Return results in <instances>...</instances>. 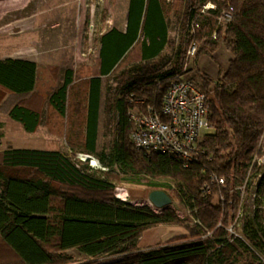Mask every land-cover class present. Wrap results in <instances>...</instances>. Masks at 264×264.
I'll list each match as a JSON object with an SVG mask.
<instances>
[{
    "label": "trees",
    "instance_id": "16d2710c",
    "mask_svg": "<svg viewBox=\"0 0 264 264\" xmlns=\"http://www.w3.org/2000/svg\"><path fill=\"white\" fill-rule=\"evenodd\" d=\"M186 3L193 31L188 43L200 44L196 57L212 59L220 48L232 55L216 79L198 71L212 130L202 137L196 161L185 168L175 158L135 148L130 140L128 112L151 107L160 114L168 86L185 75L186 58L179 52L168 70L149 64L169 44L173 5L129 0L126 31L111 28L100 36L97 70L80 82L75 104H70L72 70L47 98L53 112L68 120L69 130L75 128L68 134L70 146L94 157L104 170L60 150L2 152L0 264H71L70 250L91 259L87 264H264V211L259 205L252 211L242 197L249 179L256 178V197L264 199V163L258 161L264 152V0ZM207 3L214 8L203 10ZM222 12L230 19L221 24ZM132 53L139 64L115 90L107 152L99 147L104 79ZM38 76L35 62L0 59V101L3 92L9 94L1 107L28 134L42 122ZM115 181L173 193L197 222L196 230L185 241L140 250L145 231L180 221L170 207L156 213L117 199Z\"/></svg>",
    "mask_w": 264,
    "mask_h": 264
},
{
    "label": "rangeland",
    "instance_id": "374dc122",
    "mask_svg": "<svg viewBox=\"0 0 264 264\" xmlns=\"http://www.w3.org/2000/svg\"><path fill=\"white\" fill-rule=\"evenodd\" d=\"M166 3L173 5L168 17L169 44L161 55L149 64L159 70H168L174 67L176 54L180 52L184 53L183 56L186 58L183 67V70L186 71L185 75L190 74L195 82H199V71L216 79L219 73L226 70L232 55L224 48H220L212 59L206 56L197 58L200 44L188 43L189 35L193 32L190 31L191 26L187 24L190 7L187 6L186 0H166ZM208 4L214 6L213 3ZM124 5L125 0L0 1V59H30L37 63L39 86L36 97H42L39 110L43 111H41V125L34 134L30 135L24 132L19 124L12 121L1 107L9 98V94L3 92L0 101V123L2 124L0 160L2 152L8 149L60 150L78 161L83 159L84 155H88L82 152L81 148L78 150V148L70 146L67 140L68 134L70 131H72L71 134H74L75 128L69 130L68 120L58 117L53 112L48 106L47 98L49 93L51 94L61 85L65 71L72 70L74 81L70 104H75L74 101L78 100L77 92H80L79 88L82 87V85L79 86L80 82L85 81L87 75L95 74L99 38L109 27V24L105 22L106 18L114 15L110 12L111 7H118L117 12H120L124 10ZM221 15L219 19L222 24L228 19V14L222 12ZM120 17V13L116 14L117 21L120 20ZM193 44L196 45V54L188 56L187 52ZM138 64L136 56L132 53L130 59L124 60L111 76L104 79L99 147L107 152L111 148L115 123L112 110V104L116 97L115 90L129 78L130 71ZM258 161L264 163V152ZM87 164L90 165L89 160ZM94 167H98V165ZM96 170L102 171L99 168ZM16 172L23 176L30 174L29 170ZM114 185L113 193L117 199L132 205L148 206L158 213V210L151 206L148 200V194L153 189L146 184L137 185L115 181ZM256 185V178L249 179L247 187L243 190V202L245 203L247 200L252 211L258 205L264 211V199L256 197ZM169 193L173 200L170 208L176 212L180 222L149 229L142 234L143 239L139 242V249H148L171 242H182L189 239L191 230H196V221L183 209L175 195ZM68 255L73 258L71 264L91 262V259L76 251H71Z\"/></svg>",
    "mask_w": 264,
    "mask_h": 264
},
{
    "label": "built area",
    "instance_id": "2783aa9c",
    "mask_svg": "<svg viewBox=\"0 0 264 264\" xmlns=\"http://www.w3.org/2000/svg\"><path fill=\"white\" fill-rule=\"evenodd\" d=\"M210 8L214 6L208 3L203 6V10ZM229 19L230 16L226 21ZM195 54L196 45L193 44L187 55ZM197 82L190 74L173 81L163 96L160 114L151 107H135L128 112L132 123L130 140L135 148L175 158L185 168L196 161L202 137L212 130L208 119V100ZM88 160L92 168L104 170L92 156L84 155L80 159L83 162ZM219 182L224 183L222 179Z\"/></svg>",
    "mask_w": 264,
    "mask_h": 264
},
{
    "label": "crops",
    "instance_id": "0c3cea01",
    "mask_svg": "<svg viewBox=\"0 0 264 264\" xmlns=\"http://www.w3.org/2000/svg\"><path fill=\"white\" fill-rule=\"evenodd\" d=\"M128 6H129V0H125V5H124V7H123V11H120V12H117L118 10H119V8L118 7H116V6H114V7H111V13H114V15H112V16H110L109 18L107 17L106 18V21L105 22H107L108 24H109V27H108V29H106L102 34H104L105 32H107L109 29H111V28H115V29H117L119 32H121V33H124L125 31H126V22H127V14H128ZM118 13H120V20H116V14H118ZM92 25H91V29H92ZM101 34V35H102ZM100 35V36H101ZM99 50H100V44H99V47H98V50H97V55H96V64H97V60H98V57H99ZM25 60H30V59H25ZM30 61H32V62H35L34 60H30ZM36 63V62H35ZM37 64V63H36ZM94 70H97V68H95ZM37 131V130H36ZM35 131V132H36ZM34 132V133H35ZM34 133H32V134H34ZM32 134H30V135H32ZM148 231V230H147ZM146 232V231H145ZM144 232V233H145ZM143 239V237H141L140 239H139V241H138V244H137V247L139 248V242H141V240ZM144 249H146V248H144ZM143 248L142 249H140V250H144ZM71 251H75V250H70V251H68L67 252V254H69V252H71ZM77 252V251H76ZM81 255V254H80Z\"/></svg>",
    "mask_w": 264,
    "mask_h": 264
},
{
    "label": "water",
    "instance_id": "95a60500",
    "mask_svg": "<svg viewBox=\"0 0 264 264\" xmlns=\"http://www.w3.org/2000/svg\"><path fill=\"white\" fill-rule=\"evenodd\" d=\"M0 1H5V0H0ZM148 200L150 204L158 209H165L173 203L172 198L170 195L164 191V190H153L148 194Z\"/></svg>",
    "mask_w": 264,
    "mask_h": 264
},
{
    "label": "bare ground",
    "instance_id": "6f19581e",
    "mask_svg": "<svg viewBox=\"0 0 264 264\" xmlns=\"http://www.w3.org/2000/svg\"><path fill=\"white\" fill-rule=\"evenodd\" d=\"M193 59V58H192Z\"/></svg>",
    "mask_w": 264,
    "mask_h": 264
}]
</instances>
